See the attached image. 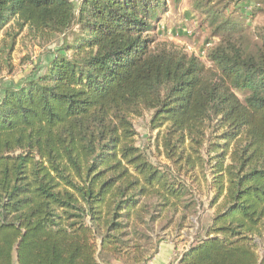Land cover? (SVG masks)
<instances>
[{"label":"trees","instance_id":"1","mask_svg":"<svg viewBox=\"0 0 264 264\" xmlns=\"http://www.w3.org/2000/svg\"><path fill=\"white\" fill-rule=\"evenodd\" d=\"M73 1L0 0L2 55L24 28H76L0 94V264H147L209 193L213 218L176 264H264V25L191 0L218 39L203 63L147 36L180 0ZM145 113L168 166L135 145Z\"/></svg>","mask_w":264,"mask_h":264},{"label":"rangeland","instance_id":"2","mask_svg":"<svg viewBox=\"0 0 264 264\" xmlns=\"http://www.w3.org/2000/svg\"><path fill=\"white\" fill-rule=\"evenodd\" d=\"M78 2L79 0L73 1L75 7ZM233 2V6L230 2L229 12H235L234 16H242L244 22L251 28L264 25V5L261 12L252 15L251 7L254 6L255 0H233ZM190 4L191 0H180L175 6L167 1L160 13L159 21L152 24L154 28L147 36L152 37L156 43L171 44L206 63V52L218 43V39L211 35L206 21L190 7ZM9 26L6 27L5 32L15 33V30H11V25ZM74 30L50 40H42L24 28L16 36L12 50L9 52L5 49L6 53L4 52L3 55L0 53V94L6 88L21 86L31 76L45 73L48 64L59 53L62 42L64 40L71 42ZM7 41L10 44L11 38ZM132 124L136 131V147L147 155L152 164L168 166L169 163L162 150L155 144L157 131L149 127V113L133 118ZM210 198V193L208 196L197 197L200 208L197 206L199 210L193 218L191 227L181 231L175 238L177 239L175 243L178 245L175 250L179 251L180 256L190 244L204 236L215 212V208L209 206ZM167 232L170 233V229ZM171 237L166 238L164 242L172 243ZM174 260L175 258L172 259V264L177 263Z\"/></svg>","mask_w":264,"mask_h":264},{"label":"crops","instance_id":"3","mask_svg":"<svg viewBox=\"0 0 264 264\" xmlns=\"http://www.w3.org/2000/svg\"><path fill=\"white\" fill-rule=\"evenodd\" d=\"M180 257L179 251L175 250V247L172 243L163 242L158 246L156 255L147 264H172L173 258H175L177 262Z\"/></svg>","mask_w":264,"mask_h":264}]
</instances>
